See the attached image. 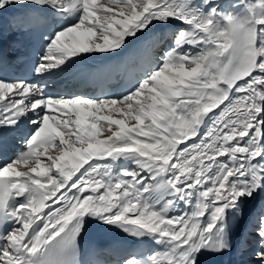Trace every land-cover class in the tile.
I'll return each mask as SVG.
<instances>
[{"label":"snow or ice","instance_id":"1","mask_svg":"<svg viewBox=\"0 0 264 264\" xmlns=\"http://www.w3.org/2000/svg\"><path fill=\"white\" fill-rule=\"evenodd\" d=\"M41 25L38 77L96 59L127 87L0 79V151L21 144L0 164V264H88L89 220L149 245L115 264H264V0H0V35Z\"/></svg>","mask_w":264,"mask_h":264},{"label":"bare ground","instance_id":"2","mask_svg":"<svg viewBox=\"0 0 264 264\" xmlns=\"http://www.w3.org/2000/svg\"><path fill=\"white\" fill-rule=\"evenodd\" d=\"M9 32V33H8ZM28 43V37L26 32L21 31H7L0 35V51L5 53L9 58L12 65H15L16 58L20 54H24V48ZM100 62L96 59H86L79 61L77 64L71 65L68 68H65L63 71L54 70L50 74L44 76H37L36 80H42L47 85V91L52 95L59 96H75L83 95L96 97V83H97V74L95 72V67ZM122 82V79L118 76H114L113 82L111 84L119 85ZM125 89L117 90L114 96H118L120 93L124 92ZM29 118H31V113H29ZM21 149V144L18 140L14 139L11 135L8 137V147L3 150L9 158L15 157L17 151ZM3 162H1L2 164ZM23 170V169H22ZM175 215V211L171 213ZM89 224L92 225L90 228L91 232H96L97 230L107 228L110 226L102 225L95 220H89ZM244 232V238H246V229H241ZM239 238V237H238ZM96 240H102L100 243L101 256L107 260V264L110 263L112 259H119L120 251L123 247H135L137 249H145L149 247L146 244H138L131 237L123 236H105V237H96ZM81 260L88 261V264H91L89 261V254L83 255ZM209 259L213 261V264H238L241 260H247L249 257L247 254H235L229 255L225 254L223 256H214L205 253L201 257V264H208Z\"/></svg>","mask_w":264,"mask_h":264},{"label":"rangeland","instance_id":"3","mask_svg":"<svg viewBox=\"0 0 264 264\" xmlns=\"http://www.w3.org/2000/svg\"><path fill=\"white\" fill-rule=\"evenodd\" d=\"M9 33V32H8Z\"/></svg>","mask_w":264,"mask_h":264}]
</instances>
